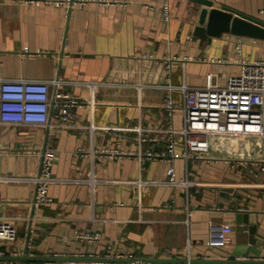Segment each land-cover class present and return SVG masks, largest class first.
Wrapping results in <instances>:
<instances>
[{
    "label": "crops",
    "instance_id": "obj_1",
    "mask_svg": "<svg viewBox=\"0 0 264 264\" xmlns=\"http://www.w3.org/2000/svg\"><path fill=\"white\" fill-rule=\"evenodd\" d=\"M30 1L0 0V81L48 83L51 118L45 126H0V219L17 231L1 249L3 257L41 260L0 264L264 262V190L249 187L264 182L262 128L212 136L208 153L175 160L176 179L188 187L137 184L167 181L170 164L144 153L167 151L170 131L185 125L179 93L172 116L164 107L166 86L223 87L241 59L264 61V38L229 33L202 42L195 31L203 4L264 22V0H169V21L165 0ZM57 95L84 103L71 109L75 129L56 118ZM47 148L56 153L51 176L62 182L49 187L50 203L35 209L36 186L1 179L38 177ZM91 172L99 181L93 195L76 182ZM225 226L231 233L220 244ZM80 231L99 233L102 242H78Z\"/></svg>",
    "mask_w": 264,
    "mask_h": 264
},
{
    "label": "built area",
    "instance_id": "obj_2",
    "mask_svg": "<svg viewBox=\"0 0 264 264\" xmlns=\"http://www.w3.org/2000/svg\"><path fill=\"white\" fill-rule=\"evenodd\" d=\"M35 4L53 3L56 6L70 5L69 0H33ZM108 4L106 1L104 2ZM78 5H84V1H78ZM164 19L169 21V0L164 1ZM237 55L242 58L241 45L236 46ZM176 61V58L172 59ZM241 69L236 76L230 77L223 87H191L183 82L180 86L168 85L164 107L172 116L179 106L174 100V93L182 96L181 110L184 114V128L180 131L172 130L167 151L156 152L147 150L144 153L149 159H162L170 164L167 171L165 183L142 181L137 182L143 188L158 185L189 186L188 183L180 184L176 179L173 162L177 159H188L189 153L201 155L209 152L210 138L216 135L238 137L243 135L244 128L260 127L264 131V61L240 60ZM171 69H168V75ZM170 76V75H169ZM60 107L56 118L60 125L65 128L75 129L74 114L72 108L84 104L71 99L66 95H57L55 98ZM93 105V104H92ZM51 115L50 86L45 82H34L27 80L0 81V126L27 127L48 125ZM106 130V129H105ZM109 134L119 137L115 131H107ZM264 138V132L262 133ZM144 137H139V143H145ZM179 148H182L180 151ZM110 151L103 150V154ZM114 154H123L116 152ZM139 156H142L140 153ZM40 175L38 177H8L1 179L5 183H27L36 186L33 199V207L41 208L50 203L48 196L49 187L61 180L51 176V169L56 161V153L47 148L42 153ZM252 165L254 162L251 163ZM264 171V168L262 169ZM88 186L91 194H95L99 181L91 172L83 180H76ZM244 186V185H240ZM249 187L264 190V182L249 184ZM231 233L229 226L222 227V242L226 238L224 234ZM17 239V231L11 220L0 219V257L5 252L1 244H12ZM75 240L85 242L89 245H97L102 242L101 235L95 232L80 231L76 233ZM211 245H217L212 242ZM110 250L111 247L108 246ZM110 259L111 256H108ZM53 264V263H48ZM91 264H162V263H118V262H92ZM181 264V263H174ZM185 264H191L188 260Z\"/></svg>",
    "mask_w": 264,
    "mask_h": 264
},
{
    "label": "water",
    "instance_id": "obj_3",
    "mask_svg": "<svg viewBox=\"0 0 264 264\" xmlns=\"http://www.w3.org/2000/svg\"><path fill=\"white\" fill-rule=\"evenodd\" d=\"M233 34L238 36H249L253 38H264V22L259 19L249 17L242 13L233 11L227 7H212L208 3H204L197 21L195 35L202 41L206 42L208 38H219L223 34ZM54 100L52 101V105ZM51 117V115H50ZM250 245H256V239L249 237ZM1 260L8 261H38L41 259H30L26 257H0ZM47 261H55L57 259H45ZM69 264H81L88 259H64ZM90 262V260H89ZM92 262H118L113 260H97ZM124 263L144 262V263H160L158 261H121ZM186 262V261H184ZM193 264L194 262H190ZM200 264H264L259 261H204Z\"/></svg>",
    "mask_w": 264,
    "mask_h": 264
}]
</instances>
